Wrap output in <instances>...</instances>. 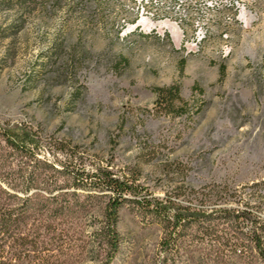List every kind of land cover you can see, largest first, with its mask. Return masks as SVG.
<instances>
[{
    "label": "rangeland",
    "instance_id": "1",
    "mask_svg": "<svg viewBox=\"0 0 264 264\" xmlns=\"http://www.w3.org/2000/svg\"><path fill=\"white\" fill-rule=\"evenodd\" d=\"M12 1L0 0V124L35 133L41 161L67 163L53 144L67 145L87 169L137 173L136 201L212 215L164 254L162 218L127 205L111 264H263L247 242L219 260L204 233L245 235L219 210L248 209L264 237V0ZM171 85L183 104L168 112L152 89ZM90 221L58 264H97L76 248Z\"/></svg>",
    "mask_w": 264,
    "mask_h": 264
},
{
    "label": "trees",
    "instance_id": "2",
    "mask_svg": "<svg viewBox=\"0 0 264 264\" xmlns=\"http://www.w3.org/2000/svg\"><path fill=\"white\" fill-rule=\"evenodd\" d=\"M21 1L25 0L12 2ZM152 93L157 105L168 112H173L174 102L183 104L177 86L156 87ZM183 108L176 110L183 114ZM53 145L67 163L57 167L41 161L37 157L39 139L35 133L26 127L0 124V264H58L59 257L75 248V228L87 218L91 220L90 239L76 248L81 246L84 250L89 246L97 264H111L122 244L118 231L120 212L131 204L162 218L160 249L164 254L176 247L188 225L212 216L204 210L182 207L170 198L148 197L147 193L136 201L131 197L146 191L137 183V173L120 177L110 166L87 169L75 157L73 149L60 143ZM219 213L233 221L234 229L239 228L238 220L248 222L250 229L245 235L240 232L224 237L218 231H206L204 237L219 244L217 258L240 259L245 250L239 248L247 242L264 264L263 232L251 219L248 209L236 213L222 209Z\"/></svg>",
    "mask_w": 264,
    "mask_h": 264
},
{
    "label": "bare ground",
    "instance_id": "3",
    "mask_svg": "<svg viewBox=\"0 0 264 264\" xmlns=\"http://www.w3.org/2000/svg\"><path fill=\"white\" fill-rule=\"evenodd\" d=\"M160 26H163V27L169 29L175 38H179L181 31H180V28L178 26L172 25L169 23H164L163 25H160Z\"/></svg>",
    "mask_w": 264,
    "mask_h": 264
}]
</instances>
